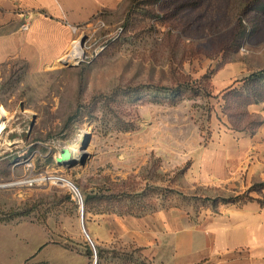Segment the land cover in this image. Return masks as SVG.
Returning a JSON list of instances; mask_svg holds the SVG:
<instances>
[{
	"label": "rangeland",
	"instance_id": "1",
	"mask_svg": "<svg viewBox=\"0 0 264 264\" xmlns=\"http://www.w3.org/2000/svg\"><path fill=\"white\" fill-rule=\"evenodd\" d=\"M263 3L131 0L110 31L99 24L77 39L89 46L82 58L37 73L2 71L0 264H165L107 211L126 220L137 208L132 194L149 192L138 205L150 210L175 202L161 199L167 190L193 191L187 163L166 165L143 148L167 142L178 127L206 133L226 120L224 102L205 89L222 91L216 74L233 69L237 79L264 67ZM177 85L178 95L156 87ZM103 192L121 194L120 203L85 205L88 194Z\"/></svg>",
	"mask_w": 264,
	"mask_h": 264
},
{
	"label": "crops",
	"instance_id": "2",
	"mask_svg": "<svg viewBox=\"0 0 264 264\" xmlns=\"http://www.w3.org/2000/svg\"><path fill=\"white\" fill-rule=\"evenodd\" d=\"M128 3L0 0V73L51 68L67 56L78 38L99 24L110 31ZM26 19L29 28L22 30ZM232 73L233 69L216 74L215 90L231 85ZM249 111L263 120L254 133L233 130L224 120L213 122L204 135L192 124L176 128V135L170 137L174 140L143 148L154 150L166 165L188 164L185 179L193 191L184 193L211 195V189L226 187L235 195L245 193L242 199L197 210L176 199L144 215H128L126 220L111 213L113 221H127L129 238L159 254L165 264H264V101L251 105Z\"/></svg>",
	"mask_w": 264,
	"mask_h": 264
},
{
	"label": "trees",
	"instance_id": "3",
	"mask_svg": "<svg viewBox=\"0 0 264 264\" xmlns=\"http://www.w3.org/2000/svg\"><path fill=\"white\" fill-rule=\"evenodd\" d=\"M131 0H129V3ZM263 9H264V3H263ZM127 10V9H126ZM126 12V11H125ZM158 89H164L169 90L175 95H178L180 93V85H177L175 87H165V86H156ZM136 89V88H135ZM204 89V88H203ZM205 94L208 97H215L221 99L224 103L222 104V114L226 117V123L230 126L233 130H239V131H247L249 133H254L255 129L258 125H260L263 120L262 118L254 113H251L249 111V107L253 104H260L264 101V67L257 68L254 70H249V72L245 73L244 76L237 78L233 81V83L226 88L222 89V91L218 95H214L212 92H210L209 87L206 86ZM207 103L210 104V102L207 100ZM213 108H209V115H208V121L211 122L213 119V113H215ZM210 129V128H209ZM207 130L204 135L209 134L210 130ZM70 152L67 150L65 152V156H70ZM65 159V158H63ZM172 190V189H171ZM167 190V192L162 193V198L166 200L169 199H177L182 203H192V206L194 204V209L197 210V208L201 206L210 207L211 209H216L220 204L222 203H229V202H235L242 199L245 195L244 194H238L235 196H211V195H196V194H186L183 191L180 190ZM170 191V192H169ZM171 193V195H169ZM131 194L126 192L124 193V196H130ZM145 195H149V192L142 190L141 192H138L137 194H132L134 199V204L137 208L131 209L130 207L126 211L127 215H144L145 213L154 210H142L140 209L138 202L143 198H146ZM121 194H88L85 198V205L90 208V205L95 200L99 204L107 203L108 200L112 201V205L115 203H120L121 201ZM168 199V200H169ZM264 203V201H261ZM164 206V205H163ZM87 210H90V209ZM97 211L104 213L102 209ZM109 213H118V211H114V209H111L110 211H107ZM86 249L88 251L89 255H92V251L88 245H86ZM99 250V249H98ZM99 257H101L100 250L98 251Z\"/></svg>",
	"mask_w": 264,
	"mask_h": 264
},
{
	"label": "bare ground",
	"instance_id": "4",
	"mask_svg": "<svg viewBox=\"0 0 264 264\" xmlns=\"http://www.w3.org/2000/svg\"><path fill=\"white\" fill-rule=\"evenodd\" d=\"M85 50L81 47V43L77 40L71 47V50L68 54L67 61H75L78 58H82ZM62 62V61H61Z\"/></svg>",
	"mask_w": 264,
	"mask_h": 264
},
{
	"label": "built area",
	"instance_id": "5",
	"mask_svg": "<svg viewBox=\"0 0 264 264\" xmlns=\"http://www.w3.org/2000/svg\"><path fill=\"white\" fill-rule=\"evenodd\" d=\"M28 28H29V20L26 19V20L21 24V29H22V30H27ZM83 47H84V49H88V48H89L87 42H86V44L84 43ZM83 47H82V48H83ZM84 53H85V52H84ZM68 54H69V53H68ZM68 54H67L66 57H68ZM66 57L63 58V60L67 61V58H66ZM78 59H80V58H78ZM76 60H77V59H76ZM67 62H69V61H67ZM79 198H80L81 203L83 204V199H82V197H81L80 194H79Z\"/></svg>",
	"mask_w": 264,
	"mask_h": 264
},
{
	"label": "water",
	"instance_id": "6",
	"mask_svg": "<svg viewBox=\"0 0 264 264\" xmlns=\"http://www.w3.org/2000/svg\"><path fill=\"white\" fill-rule=\"evenodd\" d=\"M62 63H65V64H69V62L67 63V61H65V60H62ZM83 210V209H82ZM84 228V232L87 234V236L89 237V235H88V233H87V231H86V229H85V227H83ZM90 238V237H89Z\"/></svg>",
	"mask_w": 264,
	"mask_h": 264
}]
</instances>
